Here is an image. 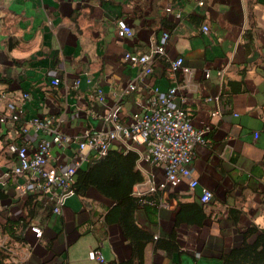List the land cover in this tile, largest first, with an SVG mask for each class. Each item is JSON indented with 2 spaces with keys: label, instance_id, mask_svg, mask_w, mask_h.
I'll list each match as a JSON object with an SVG mask.
<instances>
[{
  "label": "crops",
  "instance_id": "crops-1",
  "mask_svg": "<svg viewBox=\"0 0 264 264\" xmlns=\"http://www.w3.org/2000/svg\"><path fill=\"white\" fill-rule=\"evenodd\" d=\"M180 8L182 19L176 17ZM119 19L133 28L132 39L119 38ZM204 25L209 34L202 32ZM165 30L170 32L166 56L137 92L122 99L121 119L129 117L147 88L178 86L176 102L193 125L215 128L195 151L197 189L181 181L157 193L165 206L137 210L143 231L167 238L175 229L179 245L168 254L148 244L141 264H220L223 253L241 243L244 230L264 228V0H208L204 9L194 0H0V116L8 118L0 123V249L7 255L0 264H139L111 213L114 201L95 188L70 198L60 216L36 200L31 212L34 197L17 190L26 177L12 173L17 161L8 146L24 144L33 153L44 136L32 126L21 135L22 124L52 119L75 140L66 148L53 147L57 160L52 162L72 163L84 132L102 127L107 109L139 74L124 54L146 52ZM179 57L190 74H171V62ZM55 77L58 87L51 84ZM78 78L82 82L75 90ZM97 87L105 92L106 105L98 103ZM209 97L215 102L207 103ZM215 110L220 118L212 117ZM19 111L15 123L11 116ZM113 149L124 151L121 142ZM137 167L143 183L165 181L160 167L139 160ZM203 189L213 193L209 204L199 200ZM181 203L203 206L202 224L195 222L199 214L177 222ZM34 226L42 229L41 239ZM93 249L101 251L103 263L89 259Z\"/></svg>",
  "mask_w": 264,
  "mask_h": 264
},
{
  "label": "built area",
  "instance_id": "built-area-1",
  "mask_svg": "<svg viewBox=\"0 0 264 264\" xmlns=\"http://www.w3.org/2000/svg\"><path fill=\"white\" fill-rule=\"evenodd\" d=\"M197 7L204 9L208 0H194ZM173 7H168L167 12H172ZM184 10L179 9L176 17L183 18ZM117 34L121 39H132L133 28L122 19L117 21ZM202 32L209 34V27L202 26ZM170 32L165 30L159 40H154L150 48L143 53L126 52L124 62L131 67L139 69V74L133 79L124 93L114 105L107 109L101 118L102 127L87 129L82 139L77 142L75 160L70 164L56 162L53 164L52 149L55 146L66 148L75 142L74 138L64 134L56 126L54 120L48 118H32L22 124L21 135L29 132V126L36 131H42L44 139L33 153L24 144L11 143L9 153L16 159L17 165L12 173L17 177L25 176L23 183L17 185V190L23 195L33 196L44 209H50L55 216H60L67 201L76 193L77 171L83 163H89L91 158L101 159L108 155L117 142H121L124 152L135 151L139 161L160 167L165 174L162 183H141L135 186L134 194L138 197H154L159 191L169 186L177 187L181 181H186L191 190H196L199 181L194 175L195 151L199 145H205L209 134L215 126L210 123L203 128H196L192 123L190 114L176 102L178 86H171L162 91L157 86L147 88L141 101L127 119L122 120L124 111L122 99L139 89V84L154 74L156 61L166 56ZM170 72L174 76L178 72L190 74L191 69L184 66L182 57L171 62ZM211 76L207 70L206 78ZM87 84L93 83V78L87 73ZM81 79L73 83V88L78 90ZM52 86L58 87L60 78L55 77ZM98 103L106 105L105 92L97 87L95 89ZM28 99L29 95L25 94ZM216 98L209 97L207 103H214ZM14 110V106L10 105ZM22 112H15L11 119L13 122L21 120ZM213 118H220L221 113L215 110ZM6 116H0V123L7 122ZM259 134L255 135L257 139ZM141 147V149H139ZM57 160V159H56ZM146 186V189L143 187ZM213 193L203 189L199 197L201 204H209ZM146 203V201H144ZM165 206L162 203L159 207ZM37 238L41 239L43 231L40 227L31 228ZM89 259L98 263L104 262V257L98 249L89 252Z\"/></svg>",
  "mask_w": 264,
  "mask_h": 264
},
{
  "label": "trees",
  "instance_id": "trees-1",
  "mask_svg": "<svg viewBox=\"0 0 264 264\" xmlns=\"http://www.w3.org/2000/svg\"><path fill=\"white\" fill-rule=\"evenodd\" d=\"M138 159L137 152L132 150L124 152L119 149L110 150L108 155L101 159L91 158L86 168L81 167L77 171L75 188L79 195H84L89 188H95L103 196L114 201L111 213L117 215L122 231L130 240L135 255H137L138 263L141 264L144 250L148 244H154L155 249L160 248L168 254L177 251L179 245L176 231L169 233L167 238H159L143 231L136 222L137 210L153 206L154 210L152 211L155 212L160 203L156 199L157 195L138 197L134 194L135 186L145 181L144 175L137 167ZM35 200V198L30 199L32 206L29 209L31 212L38 203L37 201L35 203ZM185 204H180L177 222L188 221L189 217H197L199 214L200 218H196L195 222L201 224L205 217L203 206L196 204L194 208L195 203ZM190 209L195 210L192 215L186 213ZM241 236V243L229 252L223 253L220 264H264V228L252 225L244 230ZM6 258L5 251L0 249V263Z\"/></svg>",
  "mask_w": 264,
  "mask_h": 264
},
{
  "label": "bare ground",
  "instance_id": "bare-ground-1",
  "mask_svg": "<svg viewBox=\"0 0 264 264\" xmlns=\"http://www.w3.org/2000/svg\"><path fill=\"white\" fill-rule=\"evenodd\" d=\"M213 201V200H212ZM186 205V204H185ZM189 205V204H188ZM191 206H192V204H191ZM194 208H195V204H194ZM187 209V208H186ZM197 209V208H196ZM199 210V209H198ZM184 211V210H183ZM201 211V210H200ZM185 212V211H184ZM181 214V213H180ZM201 214V213H200ZM195 215V214H194ZM198 215V214H197ZM196 218V217H195ZM200 218V217H199ZM206 218V217H205ZM178 219V218H177ZM181 219V218H180ZM197 221V220H196ZM179 222V221H178ZM182 222V221H181ZM199 223V222H198ZM202 224V223H201ZM199 225V224H198ZM179 226V225H178ZM174 231H175V229H174ZM169 236V235H168ZM153 246V245H152ZM160 249V248H159ZM225 251V250H224ZM218 257V256H217ZM221 263V262H220Z\"/></svg>",
  "mask_w": 264,
  "mask_h": 264
}]
</instances>
